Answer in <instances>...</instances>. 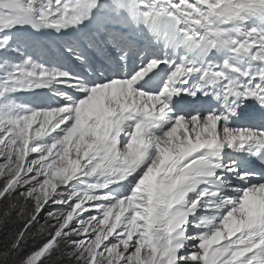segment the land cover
<instances>
[{
  "label": "snow or ice",
  "instance_id": "snow-or-ice-1",
  "mask_svg": "<svg viewBox=\"0 0 264 264\" xmlns=\"http://www.w3.org/2000/svg\"><path fill=\"white\" fill-rule=\"evenodd\" d=\"M0 161V264H264V0H0Z\"/></svg>",
  "mask_w": 264,
  "mask_h": 264
},
{
  "label": "rangeland",
  "instance_id": "rangeland-1",
  "mask_svg": "<svg viewBox=\"0 0 264 264\" xmlns=\"http://www.w3.org/2000/svg\"><path fill=\"white\" fill-rule=\"evenodd\" d=\"M48 59H55V49L53 48V49H51L50 51H49V57H48ZM17 97L19 98V100L21 101V102H26V103H30V104H44L43 102H40L39 100H35V99H33V98H31L30 96H29V99L28 98H23V97H21L20 95H18L17 94ZM31 99H33V100H31ZM46 99H48V97L46 98ZM32 101H34V103H32ZM0 162H2V161H0ZM50 210V209H49ZM42 222V221H41ZM43 223V222H42ZM43 239V237H40V238H38V240H42ZM39 245V244H38ZM37 244L36 245H34V246H32V247H29L30 249L31 248H33V247H35V246H38ZM29 249V250H30ZM66 262V261H65Z\"/></svg>",
  "mask_w": 264,
  "mask_h": 264
},
{
  "label": "trees",
  "instance_id": "trees-1",
  "mask_svg": "<svg viewBox=\"0 0 264 264\" xmlns=\"http://www.w3.org/2000/svg\"><path fill=\"white\" fill-rule=\"evenodd\" d=\"M17 227H19V225H10L7 230H0V240H3L4 239V231L15 232V230H16ZM40 242L41 241L38 240V239L36 241H30L29 242V247H32V246H34L36 244L38 245ZM64 264H67V262H64Z\"/></svg>",
  "mask_w": 264,
  "mask_h": 264
}]
</instances>
